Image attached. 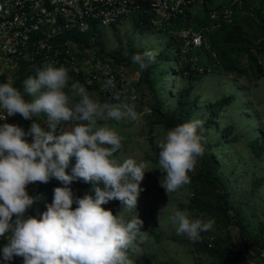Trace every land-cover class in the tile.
Instances as JSON below:
<instances>
[{
  "label": "clouds",
  "instance_id": "obj_1",
  "mask_svg": "<svg viewBox=\"0 0 264 264\" xmlns=\"http://www.w3.org/2000/svg\"><path fill=\"white\" fill-rule=\"evenodd\" d=\"M158 55L159 50L149 49L134 54L131 62L143 72ZM68 71L65 66L49 63L25 79L24 92L33 97L31 102L11 84H0V108L7 116L20 114L29 120L43 113L48 129L36 122L27 133L19 126L0 125V237L11 233L0 252L4 261L22 257L23 264H134L130 253L139 250L148 234L141 231L144 222L138 214L126 221L102 205L119 200L123 208L136 212L148 164L134 158L119 161L114 154L124 138L107 121L136 122L141 113L136 111L135 97L133 102L127 98L122 101L114 92L112 100L101 102L91 98L79 82L69 88ZM105 87L115 89L114 78L106 80ZM75 97H79L76 102ZM6 118L3 115L0 120ZM69 121L76 122L72 129L57 134V126ZM203 123L192 119L177 125L158 142V163L164 173L160 186L167 194L191 183L189 173L205 151L204 138L198 134ZM26 136L33 142L29 143ZM73 158L75 164L68 175ZM51 178L65 187L54 189L53 202L40 219H25V212L35 203L27 186L48 183ZM74 180L91 183L94 196L74 199L68 187ZM169 220L177 235L193 242L215 225L214 218H192L187 210L175 211Z\"/></svg>",
  "mask_w": 264,
  "mask_h": 264
},
{
  "label": "trees",
  "instance_id": "obj_2",
  "mask_svg": "<svg viewBox=\"0 0 264 264\" xmlns=\"http://www.w3.org/2000/svg\"><path fill=\"white\" fill-rule=\"evenodd\" d=\"M233 2L234 0L222 2L205 0L202 4L205 15L201 19H195L191 11L193 6L199 3H190L181 16L172 21L170 25H161V27L152 24V16L148 13L146 5H143L131 16L138 31L141 33L161 31L167 36L166 46L159 51L156 62L143 72L139 71L137 65L132 64L131 57L137 53L142 54L146 49L130 46L127 50L120 48L108 51L106 34L101 30L103 27L97 24H94L90 31L79 35V37L85 40L87 46H92L100 53L113 58L116 65L121 67L137 66L136 70L140 72L139 86L147 85L152 92L155 103L143 115L147 138H149L153 151L151 154L146 153L149 160L158 164L160 151L158 142L169 129L192 119H201L204 122L203 128L198 129V134L204 138L202 143L205 151L203 156L198 159L194 171L189 173L191 183L183 187L191 189V196L187 204L182 207L191 213L192 218H214L215 225L212 230L201 233L199 241L174 240L188 245L190 252L197 257L198 263H201L203 258H207L211 261L210 264H264V227L257 224L253 213L234 201L229 182L223 177L220 161L215 150L211 147V139L217 134L226 144L239 140L237 126L230 125L219 131V125L216 124L219 114L232 106L236 102V98L230 96L216 100L207 106L208 114L200 116L201 99L196 95L195 87V83L199 79L210 74V69L204 63L207 60L213 73L241 77L247 74L248 69H251L258 78H264L263 70L257 64L253 53L257 48L264 51V0H239L232 7L231 22L217 21L219 28L211 30L214 22L209 15L210 10ZM116 26L117 24H113L111 27ZM185 28L201 31L204 35L205 45L202 48L183 52L184 43L180 39L179 33ZM200 52H204L207 59L201 57ZM214 54L215 56H213ZM195 60H197L198 67L204 66L201 75H195L191 71ZM246 60L248 63H245ZM19 63L13 86L22 93L26 101L31 102V96L24 92L23 81L29 76H35L37 71L29 68L25 57L19 60ZM170 75L175 76L176 81L182 83V88L177 93L174 107L167 108V103L173 98L172 92L168 89ZM68 76L72 78V81L68 83L69 86L74 82L85 85L80 74L69 70ZM5 81V76L1 77L0 82L3 84ZM78 100L79 97L76 101ZM139 111L137 110V112ZM44 120H47L46 115ZM33 122L39 123L40 121L34 116L29 120L23 118L20 127L31 126ZM71 123L73 121L66 122V127ZM44 129L46 130V128ZM59 133L57 131V134ZM249 144L257 156L263 155L264 140L257 138ZM74 164L75 158L72 159L66 170L68 175H71V168ZM263 183L264 178L255 179L253 190L257 192ZM34 184L36 189L31 197L35 198V203L25 212V219L29 216L40 219L42 214L47 211V205L53 202L54 189L65 187L55 178H51L48 183L34 182ZM98 186L103 187V185ZM68 187L71 188L74 199L83 198L85 195L94 196V192L91 191L93 188L91 183L86 184L82 180H74ZM76 207L77 205L73 203L72 209L75 210ZM102 207L105 210H111L113 215H118L122 205L119 200H113ZM15 218L14 216L13 220ZM10 235L11 233H7L5 237H0V249L7 244V238ZM0 264H23V258L13 257L11 261H4L2 252H0Z\"/></svg>",
  "mask_w": 264,
  "mask_h": 264
},
{
  "label": "rangeland",
  "instance_id": "obj_3",
  "mask_svg": "<svg viewBox=\"0 0 264 264\" xmlns=\"http://www.w3.org/2000/svg\"><path fill=\"white\" fill-rule=\"evenodd\" d=\"M191 11L195 19L204 18L205 12L202 4L194 5ZM101 30L106 34L108 51L120 48L127 50L130 46L137 49L160 51L166 46L167 36L161 31L139 32L131 16L122 19L116 27H103ZM200 54L201 57L206 58L204 52H200ZM204 63L210 69V74L195 83L196 95L201 99L199 115H207V106L216 100L230 96L236 98V102L232 106L219 114L216 124L219 125V131L230 125L237 126L239 140L226 144L217 134L211 139V147L215 150L220 161L223 177L229 182L234 201L253 213L257 224L264 227V183L257 192L253 190L255 179L264 178V153L262 156H257L249 144L257 138L264 140V78H258L251 69H248L247 74L241 77L213 73L208 60ZM245 63L248 61L246 60ZM10 66L2 71H6L9 84L17 75V73L14 74L13 66ZM136 68L137 66H131L129 71L139 96L136 106L137 110H140L138 113H141L140 120L136 122L123 120L119 123L107 121L115 126L118 133L124 138L121 149L114 154L119 161L123 162L127 158H134L138 162L144 161L148 164L146 169L148 172L144 174V179L140 184L143 191L138 197L136 212L135 209L128 210L122 207L118 213L126 221L138 214L144 222L141 231L148 233L144 241L140 243L139 250L134 254L130 253V258L134 264H210L211 261L207 258H203L202 262L198 263L197 257L190 252L188 245L174 240L188 239L185 235H177L175 226L171 224L169 217L177 210L184 211L182 206L187 204L191 196V189L185 187L167 194L160 186L164 173H162L159 163L155 164L146 157V153L151 154L153 151L142 120L145 114L144 109H150L155 100L147 85L139 86L140 72ZM168 80V89L172 92L173 98L167 103V108H172L177 93L182 88V83L176 81L173 75H170ZM70 81H72L71 77H69L68 83ZM83 86L91 98L101 102L108 101L97 90ZM77 98H74V102ZM31 99H33L32 96ZM44 116L43 113L34 116L39 119L38 124L42 128H45L47 123ZM75 123L73 121L65 130L70 131ZM165 207L167 208L164 209Z\"/></svg>",
  "mask_w": 264,
  "mask_h": 264
},
{
  "label": "built area",
  "instance_id": "obj_4",
  "mask_svg": "<svg viewBox=\"0 0 264 264\" xmlns=\"http://www.w3.org/2000/svg\"><path fill=\"white\" fill-rule=\"evenodd\" d=\"M238 1L210 10L209 15L214 22L211 30L219 28L217 21L231 22L232 7ZM204 2L205 0H0V79L5 76V83H8L9 79L2 72L3 69L12 65L16 74L20 66L19 60L25 57L31 70L37 71L49 63L56 67L62 65L80 74L85 85L95 88L106 100H112L113 93L118 92L120 96L126 95L130 102L135 97L134 103L137 104L139 96L129 67L116 65L113 58L87 46L79 35L86 34L94 24L101 27L117 24L132 16L143 5H146L152 16L154 26L170 25L185 12L190 3ZM179 37L184 43L183 52L205 45L201 31L185 28L180 31ZM253 53L264 73V51L257 48ZM191 71L195 75L203 74V69L197 66V60ZM109 78H114L115 89L105 87V81ZM3 115L7 118L0 120V125L8 123L16 126L23 119L20 114L7 116L0 108V117ZM65 123L57 126L58 132L65 131ZM45 128L48 130L47 123ZM27 141L32 143V137L29 136Z\"/></svg>",
  "mask_w": 264,
  "mask_h": 264
},
{
  "label": "crops",
  "instance_id": "obj_5",
  "mask_svg": "<svg viewBox=\"0 0 264 264\" xmlns=\"http://www.w3.org/2000/svg\"><path fill=\"white\" fill-rule=\"evenodd\" d=\"M4 73H6V71H4ZM7 74V73H6ZM12 84H13V82H12ZM121 100L123 101V100H125L126 98L128 99V97L126 96V95H122L121 97ZM128 101H129V99H128ZM130 102V101H129ZM146 113V112H145ZM23 118V117H22ZM143 121V120H142ZM21 122V121H20ZM144 122V121H143ZM20 124L21 123H19L18 125H16V126H19L20 127ZM69 126V125H68ZM67 126V127H68ZM20 128H22V127H20ZM26 133L29 131V129H30V125H28L27 127H24V128H22ZM66 131V130H65ZM29 138V136H26L25 137V139L27 140ZM35 189H36V185L34 184V183H31V184H29L28 186H27V188H26V191L28 192V194L30 195V196H32L33 194H34V191H35Z\"/></svg>",
  "mask_w": 264,
  "mask_h": 264
}]
</instances>
